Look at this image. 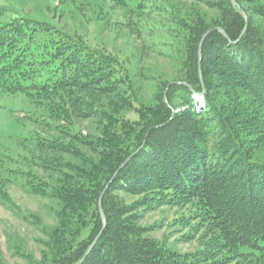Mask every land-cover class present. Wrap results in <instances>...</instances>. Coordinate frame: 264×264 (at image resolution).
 <instances>
[{"label": "trees", "instance_id": "1", "mask_svg": "<svg viewBox=\"0 0 264 264\" xmlns=\"http://www.w3.org/2000/svg\"><path fill=\"white\" fill-rule=\"evenodd\" d=\"M105 1L141 36L183 33L172 47L183 76L138 102L112 51L0 8V97L22 95L30 111L17 121L35 126L17 142L23 158L0 144V203L14 209L10 173L61 203L51 264H264V27L254 20L264 0H200L217 12L209 21L180 18L165 0ZM90 118L97 131L84 133L77 124ZM141 206L179 210L200 248L150 237Z\"/></svg>", "mask_w": 264, "mask_h": 264}, {"label": "rangeland", "instance_id": "2", "mask_svg": "<svg viewBox=\"0 0 264 264\" xmlns=\"http://www.w3.org/2000/svg\"><path fill=\"white\" fill-rule=\"evenodd\" d=\"M61 1L0 0V8L5 10L8 18L30 17L47 21L84 35L93 46L112 51L117 55L122 70H126L130 76L138 102L153 104L157 92L183 76L179 53L172 49L177 38L183 36L180 31L158 38L149 37L148 31H144L141 36L132 27L122 24L124 18L121 10H111L108 1L69 0V3L59 5ZM165 1L172 4L170 6L176 9L180 18L203 15L209 21L217 16L215 10L209 9L200 0ZM249 4L245 3V6ZM254 20L264 27V20L258 17H254ZM29 111L30 105L22 95L0 97V144L2 149L13 156L19 155L20 159L29 149H21L17 142L28 136L35 126L26 121L21 124L16 117L27 116ZM122 114L137 118L134 112L124 110ZM77 127L84 133L97 131L92 118L79 120ZM2 174L4 177L8 175L4 171ZM11 174L8 175L10 181L7 188L14 209L0 203V261L5 264H51L54 252L49 244V232L59 224L58 214L62 205L51 197L26 191L20 184V178ZM118 194L130 205H137L143 200V196ZM134 215L138 217L140 225L150 228V237L172 249L190 253L200 248L196 240H190L187 236V228L179 224L181 212L176 208L141 206L134 211Z\"/></svg>", "mask_w": 264, "mask_h": 264}, {"label": "water", "instance_id": "3", "mask_svg": "<svg viewBox=\"0 0 264 264\" xmlns=\"http://www.w3.org/2000/svg\"><path fill=\"white\" fill-rule=\"evenodd\" d=\"M232 3L235 5V1H234V0H232ZM222 33L226 36L225 31L222 30ZM198 54H199V57L201 58V44H200V47H199ZM200 74H201V70H200ZM187 86H189V85L187 84ZM202 95H203V94H197V93H195V96H198V97H202ZM99 208H100V212H101V217H102V219H103V221H104V223H105L106 220H105L104 215H103V213H102L101 205L99 206ZM99 236H100V235H99ZM99 236H98V237H99ZM98 237L96 238V240L98 239ZM96 240L94 241V243L92 244V246H91V247L89 248V250L87 251V254L90 252V250H91V248L93 247V245L95 244ZM87 254H86V255H87ZM84 259H85V257H84L79 263H81Z\"/></svg>", "mask_w": 264, "mask_h": 264}]
</instances>
